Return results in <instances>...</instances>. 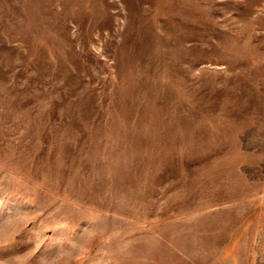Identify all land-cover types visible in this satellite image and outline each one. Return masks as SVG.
I'll return each instance as SVG.
<instances>
[{
	"label": "rangeland",
	"instance_id": "1",
	"mask_svg": "<svg viewBox=\"0 0 264 264\" xmlns=\"http://www.w3.org/2000/svg\"><path fill=\"white\" fill-rule=\"evenodd\" d=\"M0 264H264V0H0Z\"/></svg>",
	"mask_w": 264,
	"mask_h": 264
}]
</instances>
